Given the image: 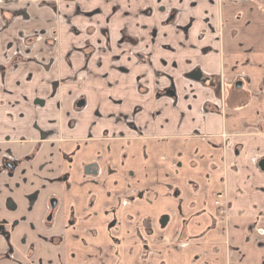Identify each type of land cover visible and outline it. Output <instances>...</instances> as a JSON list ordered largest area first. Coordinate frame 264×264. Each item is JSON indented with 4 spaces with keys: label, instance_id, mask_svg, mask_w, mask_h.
Returning <instances> with one entry per match:
<instances>
[{
    "label": "crops",
    "instance_id": "0c3cea01",
    "mask_svg": "<svg viewBox=\"0 0 264 264\" xmlns=\"http://www.w3.org/2000/svg\"><path fill=\"white\" fill-rule=\"evenodd\" d=\"M3 8L0 67L27 60L0 72V158L39 150L0 173V264H264V0ZM33 26L54 43L25 50Z\"/></svg>",
    "mask_w": 264,
    "mask_h": 264
},
{
    "label": "rangeland",
    "instance_id": "374dc122",
    "mask_svg": "<svg viewBox=\"0 0 264 264\" xmlns=\"http://www.w3.org/2000/svg\"><path fill=\"white\" fill-rule=\"evenodd\" d=\"M5 1H12V0H5ZM5 1L0 0V4L4 3ZM18 16L19 15L16 12L11 13L9 11H6L5 8L0 9V17L2 19L0 21L2 23L1 24L2 28L7 30V28H10V27L21 26V24H19L18 21H24V20H15ZM35 27L36 26H33V28H31L29 30V33H23V30L18 29V32H17L18 33V44H21V46H23V48L25 50H27V49L29 50L31 47L33 48L34 45L41 43V42L43 44L48 45V46L52 45V43H53L51 37H45L44 34H41V32L35 31V29H34ZM4 31L2 32V30H0V35H2L4 33ZM7 44L10 45L11 42H8ZM8 48H12V45L9 46ZM87 48H89V47H87ZM87 48H83L84 53H85V50H87ZM88 56L89 55H87L86 58H88ZM26 60H27L26 57H23L22 55L17 54L11 60H9V62H7L6 64H4L0 67V72L5 73L8 69L14 67L15 65H17L20 62L26 61ZM24 137L25 136H22L18 140V142L22 145L25 144L27 141L26 138H24ZM1 139L2 138H0V147H1V149H3L6 146V145H4V143H7V141H5L4 139L1 140ZM32 147L33 148L30 151V153L22 156L21 158H26L27 159L26 161H31L32 159H34L35 156L37 155L38 150H39V142H37L36 144H33ZM0 162H1V158H0ZM2 171H3V169L0 167V173H4ZM216 204L219 208L224 210V214L226 215L228 212L227 200L225 198L219 197L216 199Z\"/></svg>",
    "mask_w": 264,
    "mask_h": 264
},
{
    "label": "flooded vegetation",
    "instance_id": "af4514ba",
    "mask_svg": "<svg viewBox=\"0 0 264 264\" xmlns=\"http://www.w3.org/2000/svg\"><path fill=\"white\" fill-rule=\"evenodd\" d=\"M27 1L28 2H35V3H38L40 5L46 3V0H27ZM53 43H54V41H53ZM87 47H91V46H87ZM190 76L193 77V78H195V79H198L199 81H206L209 78V77L201 74L198 70L192 72L190 74ZM240 83H241L240 81H236L235 84H234V86L240 88V85H241ZM173 94H174V90L173 89H171V88L170 89L169 88H162V89H157L155 91V93H154V96L155 97H161V96H165V95L172 96ZM212 110H214V109H212ZM215 111H217V110H215ZM128 125H129V127H131L133 124H128ZM225 136L226 135L222 134V137L223 138ZM26 160H27L26 158H21V157L20 158L12 159V158H10V156L4 155L3 157H1L0 167L3 169L2 172H4L5 176L7 178H11L13 176V174H14V171H16L17 168L20 165H22L24 163H27V162H30V161H26ZM95 171H96V166L95 165H88V166H86V168L84 170V172L87 173V174H92ZM63 178H65V176H63L61 179H63ZM56 204H57L56 198H50V200H49V210H48V214H47L46 220H45V222L47 224H49L51 222V220H52L53 212L55 210ZM8 205L11 206L12 205V202H8ZM217 212L221 216L225 215L224 214V210L221 209V208H219V207H218V211ZM0 233L5 238H8V233L2 228L1 224H0ZM51 239L54 242L55 241H58V239L59 240H62L59 237H52ZM33 252H34V249L32 247L28 248V254H27V256H32ZM9 256H10L9 252H6L5 254L0 255V259L7 258Z\"/></svg>",
    "mask_w": 264,
    "mask_h": 264
},
{
    "label": "water",
    "instance_id": "95a60500",
    "mask_svg": "<svg viewBox=\"0 0 264 264\" xmlns=\"http://www.w3.org/2000/svg\"><path fill=\"white\" fill-rule=\"evenodd\" d=\"M91 168V167H90Z\"/></svg>",
    "mask_w": 264,
    "mask_h": 264
}]
</instances>
